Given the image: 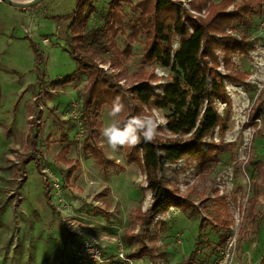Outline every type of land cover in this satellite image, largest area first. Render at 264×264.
Segmentation results:
<instances>
[{"label": "rangeland", "instance_id": "374dc122", "mask_svg": "<svg viewBox=\"0 0 264 264\" xmlns=\"http://www.w3.org/2000/svg\"><path fill=\"white\" fill-rule=\"evenodd\" d=\"M76 1L39 0L28 6L36 14L37 32L23 27L17 30L20 39L0 41V264H75L65 247V233L67 240L71 233L90 235L115 253L122 247L126 257L141 240L145 244L146 254L115 258L109 264H264V6L248 16L245 52L229 56V62L245 74V83L224 81L231 100L227 129L221 135L215 128L203 146L205 150L210 139L223 141L215 160L200 164L185 157L167 171L169 185L195 207L171 206L155 217L141 238L134 210L139 205L144 209L151 193L139 163L129 160L123 147L133 148L138 156L140 148L122 146L113 151L107 145L101 130L111 120L108 105L97 116L99 138H87L80 111L82 91L94 64L108 75H119L111 79L119 92L144 70L153 91L161 93L170 71L143 58L149 32L138 26L136 34L131 28V18L140 14L135 5L141 0H116L122 17L116 24L115 44L107 35L94 42L84 49L88 68H78L66 42ZM173 1L198 19H208L220 8L232 11L242 3L206 0L198 11L191 0ZM81 2L88 13L86 29L105 25L110 0ZM238 30L232 35L239 37ZM132 34L137 37L128 36ZM216 56L217 70L225 73L224 53L217 50ZM215 105L225 115L224 104ZM255 106L258 118L251 119ZM166 112L149 105L129 118L150 117L157 139L174 138L165 127ZM30 127L31 136L37 138L35 155L41 170L35 159L24 167L18 164V158L30 151L26 139ZM84 145L100 149L104 163H97ZM63 147H68L66 157L79 163L69 182H65L68 164L56 158ZM257 183L259 195L253 203ZM220 221H227L228 229Z\"/></svg>", "mask_w": 264, "mask_h": 264}, {"label": "trees", "instance_id": "16d2710c", "mask_svg": "<svg viewBox=\"0 0 264 264\" xmlns=\"http://www.w3.org/2000/svg\"><path fill=\"white\" fill-rule=\"evenodd\" d=\"M81 1H76L75 9L70 13L72 20L67 27L68 41L66 42L68 43L67 50L76 60L78 68L85 70L89 65L86 63L84 49H88L94 42H98L106 35L114 45V38L118 32L116 24H121L122 15L116 0H110L107 11L108 21L105 25L86 29L88 28V13L83 9L85 2ZM203 2L205 3L206 0L194 5V1L191 0L189 4L199 11ZM241 2V5L232 11H226L225 8L217 9L208 19H198L186 14L181 4L173 0L137 2L135 9H139L140 14L131 18L133 21L131 28L136 34L139 33V27L149 32L146 31L143 58L145 61H154L170 71L169 79L162 87L161 93L157 94L153 91L151 77H145L144 70L138 71L135 75L136 80L124 92H119L117 89L119 85L111 80L119 77L118 74L108 75L95 64L91 67L92 69L89 68L90 71L82 91L80 110L81 118L89 133L87 138L93 140L99 138L101 122L97 119L98 113L104 105L111 108L112 101L117 97L125 106L120 116L121 120H127L134 113L140 112L141 107L149 105L167 111L165 127L170 134L174 135V138L157 139L155 137L151 142H144L142 139L137 144L141 151L139 156L135 154L133 148L123 147L126 157L139 163L145 177L146 187L151 193L150 203L144 209L139 205L134 210V216L142 226L141 238L155 217L171 206H178L183 210L195 207L193 202L169 185L168 169L185 157L194 158L200 164L211 162L215 160V152L223 145L222 140L210 139L206 143V149L203 150L205 138L215 128L221 135L227 129L231 100L224 81L229 79L239 84L245 83V74L229 62V56L234 51L245 52L246 40L250 37L248 16L257 6H264V0H242ZM234 22L243 25V28L238 30ZM226 28L229 29L228 32ZM236 30H238L239 37L231 33ZM150 33L151 35H148ZM136 34L128 36L136 38ZM175 36L178 38L177 47L173 48ZM217 50L224 53L225 73L217 70ZM125 92L127 96L124 95ZM216 102L224 104L225 115L218 112ZM255 110L256 106L250 111L251 119L258 118L257 110ZM31 129L32 127L26 138L30 151H27L20 159L18 158V164L24 167L23 164L35 159L37 167L41 170L35 155L36 150H39L36 147L37 138L31 136ZM255 132L260 134L258 129ZM83 148L94 156L97 163L101 165L104 163L99 157L100 149L91 150L92 148L86 145ZM66 152L67 147L62 148L58 158L66 163L74 162L68 168L65 177L67 181L79 163L76 160L67 159ZM45 194L48 196V191ZM258 195L257 183L255 189L253 188V203ZM219 224L224 229L229 227L227 221H220ZM145 247L141 240L140 247L134 249L127 257L136 258L138 255L146 254L144 253Z\"/></svg>", "mask_w": 264, "mask_h": 264}, {"label": "clouds", "instance_id": "9594fccd", "mask_svg": "<svg viewBox=\"0 0 264 264\" xmlns=\"http://www.w3.org/2000/svg\"><path fill=\"white\" fill-rule=\"evenodd\" d=\"M124 104L117 97L112 101L108 116L110 122L101 130L102 136L106 139L107 145L116 151L122 146H135L141 142H151L154 140L155 128L148 123L151 119L133 116L127 120H121L120 116L124 111Z\"/></svg>", "mask_w": 264, "mask_h": 264}, {"label": "crops", "instance_id": "0c3cea01", "mask_svg": "<svg viewBox=\"0 0 264 264\" xmlns=\"http://www.w3.org/2000/svg\"><path fill=\"white\" fill-rule=\"evenodd\" d=\"M29 8H31V7H18V6L11 5V4L7 3L6 1L0 0V41H3L5 43L6 41H12L13 42V41H16L17 39H20V37H19L20 34L18 33L19 31H17V30L20 28L22 29L23 27H24V31L31 29L32 31L37 32V28L39 27V24L36 23V19H35L36 14L35 13L33 14V12H30L28 10ZM29 132H30V130H29ZM29 132H28V134H29ZM28 134L26 135V138H27ZM61 149L56 154V158L59 160H60V158H58V154L60 153ZM67 152H68V147H67ZM67 152H66V154H67ZM67 159H71V158H67ZM60 161H62V160H60ZM62 162H64V161H62ZM64 163H66V162H64ZM73 163H66V164H68V168H69L70 165H72ZM68 168H67V173H68ZM76 170L77 169H75L71 173L70 177L68 178L67 181L65 180V182L70 181L73 173ZM67 173H66V175H67ZM44 196L50 202V195L48 194V196H47L45 194ZM66 234L67 233H65V235H64V242H65L66 250L70 255H71V252H70L71 243H79L83 239H94L90 235H80V234L78 235V233H71V235H70L71 239L67 240ZM67 236H69V235H67ZM105 251H106L107 255L110 256L111 258L113 257V255L115 253L113 249L105 248ZM71 257H72V255H71ZM114 260H117V259H114ZM112 261H113V259H112Z\"/></svg>", "mask_w": 264, "mask_h": 264}, {"label": "built area", "instance_id": "2783aa9c", "mask_svg": "<svg viewBox=\"0 0 264 264\" xmlns=\"http://www.w3.org/2000/svg\"><path fill=\"white\" fill-rule=\"evenodd\" d=\"M70 252L75 264H109L115 258L128 260L122 247H118L116 255L111 258L96 239H83L79 243H71Z\"/></svg>", "mask_w": 264, "mask_h": 264}, {"label": "water", "instance_id": "95a60500", "mask_svg": "<svg viewBox=\"0 0 264 264\" xmlns=\"http://www.w3.org/2000/svg\"><path fill=\"white\" fill-rule=\"evenodd\" d=\"M3 1H6L9 4L14 5V6H18V7H28V6L38 2L39 0H23V1L3 0Z\"/></svg>", "mask_w": 264, "mask_h": 264}, {"label": "bare ground", "instance_id": "6f19581e", "mask_svg": "<svg viewBox=\"0 0 264 264\" xmlns=\"http://www.w3.org/2000/svg\"><path fill=\"white\" fill-rule=\"evenodd\" d=\"M12 1H23V0H12Z\"/></svg>", "mask_w": 264, "mask_h": 264}]
</instances>
